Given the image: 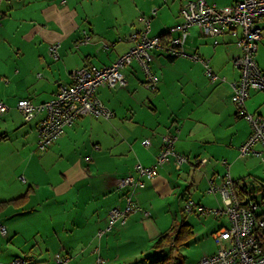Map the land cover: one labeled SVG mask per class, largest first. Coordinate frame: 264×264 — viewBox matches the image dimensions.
I'll return each mask as SVG.
<instances>
[{"label": "crops", "instance_id": "crops-1", "mask_svg": "<svg viewBox=\"0 0 264 264\" xmlns=\"http://www.w3.org/2000/svg\"><path fill=\"white\" fill-rule=\"evenodd\" d=\"M207 1L226 8L236 0ZM180 3L0 1V99L9 107L0 114V201L13 200L0 209V224L5 226L0 264H11L15 257L26 264H55L57 252L68 257L67 264H95L98 257L104 264H142L158 252L152 245L160 234L186 222V200L210 208L222 205L217 194L207 192L210 183L219 184L228 174L240 186L250 189L242 179H251L255 191L264 189L256 190L257 166L264 161L238 154L251 130L231 100L230 84L239 77L232 61L239 52V27L236 34L218 36L217 43L196 26L188 29L184 50L207 58L218 79L205 75L200 60L170 57L165 44L155 47L150 50V67L158 78L155 90L144 86V73L132 61L122 68L124 86L97 88L113 116H81L44 150L37 146L40 115L25 121L15 107L22 98L34 103L51 99L60 83H69L76 67L109 65L130 47L127 37L141 29L140 14L155 10L149 35L178 24ZM256 26L261 37L255 60L264 73V16ZM84 30L88 40L79 43ZM54 41L59 42L58 58L48 51ZM245 107L250 113L263 111L264 92L250 90ZM167 131L176 135L175 150L187 157L180 169L169 158L144 186L133 191L118 186V179L133 173L136 163H153ZM144 138H149L148 145L141 143ZM128 194L139 209L107 229L109 210L122 209ZM211 216L210 227L202 224L200 234L208 229L214 248L202 256L225 244L213 233L228 226L227 216Z\"/></svg>", "mask_w": 264, "mask_h": 264}, {"label": "built area", "instance_id": "built-area-1", "mask_svg": "<svg viewBox=\"0 0 264 264\" xmlns=\"http://www.w3.org/2000/svg\"><path fill=\"white\" fill-rule=\"evenodd\" d=\"M179 13L181 21L157 35L148 34L151 15L155 14V10H152L151 15L140 14L138 20L142 24L141 29L127 37V40L131 41L130 47L109 65L101 67L89 65L72 69L69 73V83H60L54 96L49 100L38 103L27 98L17 100L15 107L21 112L25 121L40 115L36 124L38 148L46 149L62 134L65 126L72 124L81 116L91 115L105 119L112 117V110L97 96V88L124 86L126 81L122 68L134 60L144 73V86L149 90H155L158 78L150 67V50L163 45V37L167 39L165 47L168 55L190 56L192 59L200 60L205 75L211 81L218 79L207 58L197 53L188 54L184 50L188 29L196 26L203 35L214 37L213 42L217 43L218 36L226 32L236 34V28L239 27L240 33L235 41L239 52L232 59L233 65L239 71V77L230 84L231 100L236 105L237 113L249 122L251 130L238 147V154L240 157L256 155L264 161V110L250 113L245 107L250 90L264 92V73L255 60V52L261 37L256 22L264 16V0H236L226 8H220L207 0H181ZM87 40L88 35L84 30L79 43H85ZM102 46L107 48L105 43ZM58 47V41L49 45L48 51L53 58L59 56ZM8 108V105L0 99V114L5 113ZM175 140L174 133L168 131L163 133L161 147L153 163L149 165L136 163L133 173L118 179V186L128 187L130 191L144 186L145 179H152L157 174V168L169 158L179 170L187 157L175 150ZM149 142V138L141 141L143 145H148ZM257 145L261 148L257 149ZM244 191L246 194L239 199L235 193L234 183L227 174L221 183H210L207 187V192L220 197L222 202L220 207H205L192 200L184 202L183 211L186 213L225 214L228 219V226L221 227L213 233L214 237L222 239L225 244L214 253L200 257L197 264H264V212L257 211L260 203L255 200L251 189L246 188ZM137 209H139L137 202L131 194H128L122 209L109 210L107 229H110L116 221L124 223L126 216ZM0 232L5 233V226L2 224H0ZM68 260V257L59 252L54 254L55 264H67ZM11 264H26V260L15 257ZM95 264H104L103 259L98 257Z\"/></svg>", "mask_w": 264, "mask_h": 264}, {"label": "rangeland", "instance_id": "rangeland-1", "mask_svg": "<svg viewBox=\"0 0 264 264\" xmlns=\"http://www.w3.org/2000/svg\"><path fill=\"white\" fill-rule=\"evenodd\" d=\"M256 172L259 177V179L256 180V190H257L261 186L264 187V164H259L257 166ZM250 181L251 179H242L243 184H249ZM253 196L255 200L258 203H260V207L258 208L257 211L264 212V204L261 203V194L258 193L257 191H253ZM204 215H200V214L197 215L195 213H191V214L188 213L186 215V222L192 223L196 228L199 229V231L198 233L197 230L196 233L192 232V234L188 237L185 243L179 245L176 248L177 254L181 256V258L184 261V264H197L198 260L200 259V257H202V254L205 253L206 250H210L211 248H214L213 240L211 241V238L209 239L208 229L204 233L200 234L201 232L200 229L202 224L208 226L207 228H209L210 220L213 218L211 214H204ZM184 218L185 217H183V219ZM223 225H226L224 219H223ZM168 252H169L168 248L160 250L157 253L153 252L154 255L150 257L151 258L150 260L154 258H162L163 256H166Z\"/></svg>", "mask_w": 264, "mask_h": 264}, {"label": "trees", "instance_id": "trees-1", "mask_svg": "<svg viewBox=\"0 0 264 264\" xmlns=\"http://www.w3.org/2000/svg\"><path fill=\"white\" fill-rule=\"evenodd\" d=\"M166 40H167L166 37H163L164 44ZM170 57H174V56H170ZM233 183H234L235 193L238 196V198L241 199L243 195L246 194V192L244 191L246 186L245 185L240 186L237 181H233ZM260 190L261 189H258L257 191ZM253 191H255V189L251 190L252 194ZM261 191H262L261 203L264 204V189H262ZM11 201L13 200L0 201V209ZM191 234H192V227L189 223L185 222L184 220H182L179 225L170 227L168 231L160 234L152 245L153 248H155L157 251L168 248L169 250L168 254L166 256H163L162 258H154L142 264H184V261L181 258V256L177 254L176 248L179 245L185 243V241L188 239V237Z\"/></svg>", "mask_w": 264, "mask_h": 264}, {"label": "water", "instance_id": "water-1", "mask_svg": "<svg viewBox=\"0 0 264 264\" xmlns=\"http://www.w3.org/2000/svg\"><path fill=\"white\" fill-rule=\"evenodd\" d=\"M249 186H250V189L253 190L254 189V184L250 181L249 182Z\"/></svg>", "mask_w": 264, "mask_h": 264}]
</instances>
